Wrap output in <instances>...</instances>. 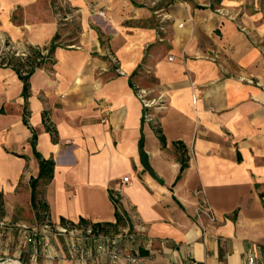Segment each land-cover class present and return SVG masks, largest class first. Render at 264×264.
Masks as SVG:
<instances>
[{"label":"crops","instance_id":"crops-1","mask_svg":"<svg viewBox=\"0 0 264 264\" xmlns=\"http://www.w3.org/2000/svg\"><path fill=\"white\" fill-rule=\"evenodd\" d=\"M0 38L42 56L26 99L0 66V264H85L20 227L114 225L115 194L102 229L150 239L145 264H264V0H0Z\"/></svg>","mask_w":264,"mask_h":264},{"label":"built area","instance_id":"built-area-1","mask_svg":"<svg viewBox=\"0 0 264 264\" xmlns=\"http://www.w3.org/2000/svg\"><path fill=\"white\" fill-rule=\"evenodd\" d=\"M103 15L102 12H99ZM1 42L3 47L10 54L24 59V53H17L12 50V47L5 42L2 38ZM5 43V44H4ZM5 45V46H4ZM2 50V49H1ZM8 52V53H9ZM3 57L0 51V62ZM172 59V58H170ZM6 63H3L5 65ZM140 99L144 108H149L151 104L146 101L142 94ZM158 109H162V105H154ZM128 183V177L125 176L121 179L120 184ZM112 202L115 209L120 212V204L118 194L113 195ZM121 213V212H120ZM22 240L25 244L35 247H41L48 250L51 246L50 236H63L67 238L69 243L67 249L70 258L85 264H145L143 257L140 254L141 243L144 246L150 247L152 241L138 232L130 231L129 228H120L116 232H106L105 229L95 227L93 224H71L63 223L62 225H53L51 222L46 221L41 226L40 231L34 227L21 226ZM104 261L97 263V259ZM247 264H255V258L252 254H248L246 258Z\"/></svg>","mask_w":264,"mask_h":264},{"label":"trees","instance_id":"trees-1","mask_svg":"<svg viewBox=\"0 0 264 264\" xmlns=\"http://www.w3.org/2000/svg\"><path fill=\"white\" fill-rule=\"evenodd\" d=\"M53 40H56L53 39ZM55 44L54 41L51 42V45L49 46V50H48V54L52 53L54 48H55ZM30 55L27 56V58L25 59L24 62L20 61L19 59L13 58V57H4L2 60V62H0V66L3 65V63H6L5 66L11 67L16 74L18 75L19 79L22 81L23 83V97L26 99L28 96V90H29V78L32 75L34 69L36 67H38L40 65L39 61L37 62V59L41 58V54L40 51H38L37 49H29ZM42 59V58H41ZM5 60L7 62H5ZM24 122L26 123V120H24ZM35 135H33V139H32V145H33V141H34ZM139 152H140V157H141V161L143 162V164L145 165V168H147L148 170H150V167L148 166L147 162H146V155L143 151V139L141 138L139 141ZM38 157V155H37ZM52 166L53 163L51 161H44V160H40L39 162V176L38 178L43 177L44 175H46L47 179H50L52 176ZM185 168V161L182 159L181 160V171ZM38 178L37 179H32L31 180V188H32V200H33V204H34V200H35V190H36V185L38 182ZM116 223L114 225H110V224H93L95 227L98 228H104V227H117L121 224V215L119 214V212L116 210ZM81 224H87L86 221L84 220H80Z\"/></svg>","mask_w":264,"mask_h":264},{"label":"rangeland","instance_id":"rangeland-1","mask_svg":"<svg viewBox=\"0 0 264 264\" xmlns=\"http://www.w3.org/2000/svg\"><path fill=\"white\" fill-rule=\"evenodd\" d=\"M261 4H262V0H261ZM99 12H102L101 10L100 11H97V13L95 14V17H98V18H101L103 17V15H100ZM103 13V12H102ZM76 32H77V29H76V26H75V23H72L70 24L66 29H65V33H66V36L69 37L70 39L76 35ZM1 40V39H0ZM1 42V41H0ZM6 42V41H5ZM62 43H67L65 42H62ZM2 44V43H1ZM5 44V43H4ZM5 46V45H4ZM2 49V50H1ZM12 50L14 51V49L12 48ZM0 51H1V55L4 56V54H7L9 51H7L5 49V47L1 46L0 47ZM19 54V53H18ZM9 56H12V54H10L9 52ZM5 57V56H4ZM13 57V56H12ZM34 218L30 217L28 218V220H30L29 224H26L25 226L26 227H36V228H39V226H42L43 224L46 223V219L45 217H40L38 218L36 215H35V219L33 220ZM113 230V229H112Z\"/></svg>","mask_w":264,"mask_h":264},{"label":"bare ground","instance_id":"bare-ground-1","mask_svg":"<svg viewBox=\"0 0 264 264\" xmlns=\"http://www.w3.org/2000/svg\"><path fill=\"white\" fill-rule=\"evenodd\" d=\"M11 264H20V263L15 261L14 263H11Z\"/></svg>","mask_w":264,"mask_h":264}]
</instances>
